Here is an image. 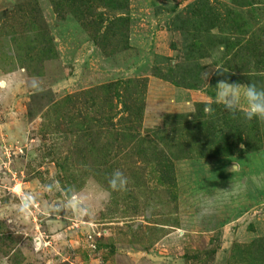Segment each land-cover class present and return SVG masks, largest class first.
Returning a JSON list of instances; mask_svg holds the SVG:
<instances>
[{
    "label": "rangeland",
    "instance_id": "obj_1",
    "mask_svg": "<svg viewBox=\"0 0 264 264\" xmlns=\"http://www.w3.org/2000/svg\"><path fill=\"white\" fill-rule=\"evenodd\" d=\"M18 69L0 264H264V121L214 103L219 80L264 87V0H0V75ZM115 169L127 189L92 217L15 210L17 187L59 201ZM232 179L246 190L226 196Z\"/></svg>",
    "mask_w": 264,
    "mask_h": 264
},
{
    "label": "clouds",
    "instance_id": "obj_2",
    "mask_svg": "<svg viewBox=\"0 0 264 264\" xmlns=\"http://www.w3.org/2000/svg\"><path fill=\"white\" fill-rule=\"evenodd\" d=\"M216 70L227 73L219 69ZM23 72V69H18L17 71L0 75V91H10L18 84L23 83ZM209 77L210 73H202V78L206 83ZM30 86L34 89L39 88V78L32 77ZM208 86L210 87L209 84ZM214 89V103L222 105L225 111L230 115L234 116L239 112H243L245 118L249 121L253 119L264 121V87H257L253 82L246 84L219 80ZM205 111L210 113L213 110L208 107ZM241 147H243V145H241ZM238 168L239 165L233 162V165L226 169V171L231 172L234 178V174L237 172ZM232 181L233 179L230 182L229 189H219V191L226 196H230L238 195L241 191L246 190L245 185L234 184ZM128 183V177L120 169H115L107 178V189L101 188L92 181H89L88 184L79 189L74 186L66 187L64 189L65 198L52 202L43 201L39 198L37 193L22 191L17 187L16 191L19 195V203L14 207L19 216L24 219H29L33 214V210L40 207L43 208L47 215L54 217L53 222H58L61 214L66 211H72L80 217H92L96 212L97 203L101 199H106L110 192L126 190ZM42 190L45 193L52 194L58 190V185L53 182L42 186ZM212 210L213 206L211 201H205L201 205L202 215L210 214ZM0 215H3V210H0Z\"/></svg>",
    "mask_w": 264,
    "mask_h": 264
}]
</instances>
